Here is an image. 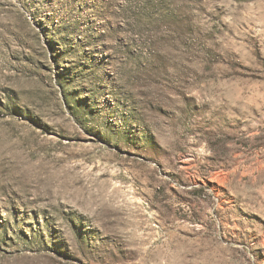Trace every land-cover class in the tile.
<instances>
[{
	"label": "rangeland",
	"instance_id": "1",
	"mask_svg": "<svg viewBox=\"0 0 264 264\" xmlns=\"http://www.w3.org/2000/svg\"><path fill=\"white\" fill-rule=\"evenodd\" d=\"M0 264H264V0H0Z\"/></svg>",
	"mask_w": 264,
	"mask_h": 264
}]
</instances>
